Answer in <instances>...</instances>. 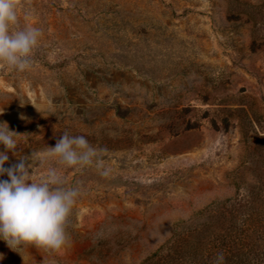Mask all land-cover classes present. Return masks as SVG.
I'll return each instance as SVG.
<instances>
[{"label": "rangeland", "instance_id": "rangeland-1", "mask_svg": "<svg viewBox=\"0 0 264 264\" xmlns=\"http://www.w3.org/2000/svg\"><path fill=\"white\" fill-rule=\"evenodd\" d=\"M16 11L13 30L42 35L26 70L0 63V122L20 134L4 167L31 157L32 180L55 169L80 195L64 246L0 240V264H198L188 229L264 183V0H17ZM65 133L103 149V167L46 157Z\"/></svg>", "mask_w": 264, "mask_h": 264}, {"label": "clouds", "instance_id": "clouds-1", "mask_svg": "<svg viewBox=\"0 0 264 264\" xmlns=\"http://www.w3.org/2000/svg\"><path fill=\"white\" fill-rule=\"evenodd\" d=\"M16 10L17 0H0V63L24 71L31 65L42 32L34 26L13 30L18 22ZM19 136L9 130L6 122H0V146L5 149L0 151V177L7 176L0 179V240L14 251L25 244L58 250L66 243V221L80 190L62 187L61 176L51 168L38 182L32 180V164L26 163L31 157H21L18 163L5 168L8 153L16 149ZM98 151L103 149L91 146L85 136L65 133L54 147H48L46 157H54L70 168L88 166L94 161L102 168ZM101 174L106 176L108 172ZM224 260V254L218 253L215 264H224Z\"/></svg>", "mask_w": 264, "mask_h": 264}, {"label": "trees", "instance_id": "trees-1", "mask_svg": "<svg viewBox=\"0 0 264 264\" xmlns=\"http://www.w3.org/2000/svg\"><path fill=\"white\" fill-rule=\"evenodd\" d=\"M257 183L246 204L221 207L214 222L188 229L192 263L215 264L222 252L224 264H264V183Z\"/></svg>", "mask_w": 264, "mask_h": 264}]
</instances>
